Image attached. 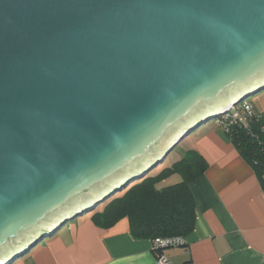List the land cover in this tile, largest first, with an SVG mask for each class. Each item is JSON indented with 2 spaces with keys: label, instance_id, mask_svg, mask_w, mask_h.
<instances>
[{
  "label": "water",
  "instance_id": "95a60500",
  "mask_svg": "<svg viewBox=\"0 0 264 264\" xmlns=\"http://www.w3.org/2000/svg\"><path fill=\"white\" fill-rule=\"evenodd\" d=\"M264 90V0H0V264Z\"/></svg>",
  "mask_w": 264,
  "mask_h": 264
},
{
  "label": "crops",
  "instance_id": "0c3cea01",
  "mask_svg": "<svg viewBox=\"0 0 264 264\" xmlns=\"http://www.w3.org/2000/svg\"><path fill=\"white\" fill-rule=\"evenodd\" d=\"M252 104L264 116V93ZM188 149L208 162L189 184L195 225L184 245L165 248L163 254L172 264H264V190L254 168L217 125L202 128ZM89 213L12 264H159L153 240L135 237L127 217L104 228Z\"/></svg>",
  "mask_w": 264,
  "mask_h": 264
},
{
  "label": "trees",
  "instance_id": "16d2710c",
  "mask_svg": "<svg viewBox=\"0 0 264 264\" xmlns=\"http://www.w3.org/2000/svg\"><path fill=\"white\" fill-rule=\"evenodd\" d=\"M226 134L254 168L264 190V116L258 113L252 118L249 129L237 121ZM168 156L144 177L131 182L101 203L104 205L97 208L99 204L92 210L93 221L108 228L127 217L135 237L152 240L184 238L191 233L196 203L189 184L206 171L208 162L196 149L181 150L165 163ZM174 175H179L180 180L168 182Z\"/></svg>",
  "mask_w": 264,
  "mask_h": 264
},
{
  "label": "built area",
  "instance_id": "2783aa9c",
  "mask_svg": "<svg viewBox=\"0 0 264 264\" xmlns=\"http://www.w3.org/2000/svg\"><path fill=\"white\" fill-rule=\"evenodd\" d=\"M258 113L255 111L251 102H242L239 105L232 106L229 111L216 118L215 123L217 126L223 128L228 132L232 125L239 121L244 128L249 129L252 118L256 117ZM183 237H166L156 238L153 240L154 249L158 253L159 264H172L168 257L163 254V250L168 247H179L184 245Z\"/></svg>",
  "mask_w": 264,
  "mask_h": 264
},
{
  "label": "rangeland",
  "instance_id": "374dc122",
  "mask_svg": "<svg viewBox=\"0 0 264 264\" xmlns=\"http://www.w3.org/2000/svg\"><path fill=\"white\" fill-rule=\"evenodd\" d=\"M262 93H264V90H262V91H260V92H258V93H256V94H254V95H251V96H249V97H247V98H244V99H243L240 103H238L237 105L241 104V103L244 102V101H246V102H251V103H252V102L255 101V100L257 99V97H258L260 94H262ZM215 120H216V118L211 119V120H208L207 122L201 124V125H200L198 128H196L194 131H192L189 135H187V136L183 139V141L179 144V146L176 147V149L174 150V152H172V153L168 156V158H167V160H166L165 163L170 162V160H172V158L174 157L175 153H178V152H180L181 150H182V151H185L186 149H188V148L191 146L192 141L194 140L195 136H196L197 134H199V132H200V130H201L202 128H208V127L216 126V125H215ZM179 180H180V176H179V175H175L174 178L172 179V181H174V182L179 181ZM102 205H104V204H100L97 208L101 207ZM87 215H90V213H88ZM85 216H86V215H85ZM82 217H83V216H78V217L75 218L74 220L82 219ZM71 222H72V221L67 222V223L65 224V226H63L62 228H63V229L68 228V226L70 225ZM47 239H48V238H45V240H47Z\"/></svg>",
  "mask_w": 264,
  "mask_h": 264
}]
</instances>
